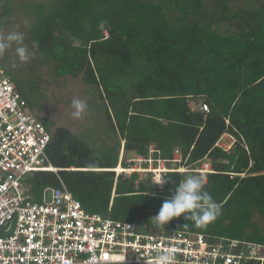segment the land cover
<instances>
[{
	"label": "trees",
	"instance_id": "16d2710c",
	"mask_svg": "<svg viewBox=\"0 0 264 264\" xmlns=\"http://www.w3.org/2000/svg\"><path fill=\"white\" fill-rule=\"evenodd\" d=\"M29 11L25 43L34 57L23 66L5 52L0 64L50 133L47 164L57 171L22 180L32 202L41 204L61 180L85 212L149 224L170 190L207 159L213 173L204 187L220 206L216 221L198 229L181 216L153 227L264 245V0H54ZM10 13L3 10L0 25ZM43 66L96 92L113 145L97 150L39 116ZM194 98L207 112L190 108ZM224 135L234 139L228 151L216 146ZM121 149L167 166L178 151L175 166L186 171L166 172L163 187L116 174Z\"/></svg>",
	"mask_w": 264,
	"mask_h": 264
},
{
	"label": "built area",
	"instance_id": "2783aa9c",
	"mask_svg": "<svg viewBox=\"0 0 264 264\" xmlns=\"http://www.w3.org/2000/svg\"><path fill=\"white\" fill-rule=\"evenodd\" d=\"M197 109L207 112V105ZM220 140L216 146L228 151L231 146ZM49 142L50 133L0 64V264H154L163 251L174 255L175 264H264L262 244L229 238L211 241L202 234L156 229L154 221L124 222L87 213L61 180L58 188L43 192L41 204L32 202L22 180L39 171L56 173L47 164ZM147 161L151 159L138 157L140 163ZM180 161L176 151L171 162ZM163 163L159 169H147L159 187L156 183L166 172L186 171ZM191 171L204 182L213 173L207 159Z\"/></svg>",
	"mask_w": 264,
	"mask_h": 264
},
{
	"label": "rangeland",
	"instance_id": "374dc122",
	"mask_svg": "<svg viewBox=\"0 0 264 264\" xmlns=\"http://www.w3.org/2000/svg\"><path fill=\"white\" fill-rule=\"evenodd\" d=\"M54 0H0V15L4 9H11L10 15L3 20L0 25V33L7 34L11 31H20L25 35L33 23V16L29 11V7L34 3H44L51 6ZM212 0H207L211 2ZM215 1V0H213ZM6 52L10 56L15 55V45L9 48ZM34 57V54L31 58ZM30 58V60H31ZM28 63V62H27ZM27 63L22 64L26 66ZM41 78V88L44 93V99L41 101L43 107L39 113L40 117L47 118V120L55 127L63 126L70 129L74 134L79 136L84 141L90 143L95 149L100 150L104 145H113V139L109 140L106 136L107 123L103 117V113L99 110L100 102L97 99L96 92L91 93L90 87L79 78H72L66 76L64 78H57L52 71L47 67H41L39 70ZM74 98H79L87 104V110L80 119L72 117L71 101ZM202 103V99L194 98L189 100L190 108L195 109ZM221 145L232 146L234 139L229 135H224L219 142ZM231 148V147H230ZM229 148V149H230ZM121 161H125L130 166L124 169L121 166ZM162 161L138 162V157L133 153H124L121 149L119 152V162L116 166L115 173L122 169V173L130 175L137 174L138 180H143L148 177H153L152 172L147 169H159L162 167ZM164 166L166 165L163 163ZM138 168L133 172V168ZM168 168L176 167L173 163ZM150 171V170H149ZM121 173V171H120ZM163 176V175H162ZM50 199V192H46V200Z\"/></svg>",
	"mask_w": 264,
	"mask_h": 264
},
{
	"label": "clouds",
	"instance_id": "9594fccd",
	"mask_svg": "<svg viewBox=\"0 0 264 264\" xmlns=\"http://www.w3.org/2000/svg\"><path fill=\"white\" fill-rule=\"evenodd\" d=\"M25 34L20 31H11L6 35L0 33V57L15 45V55L21 64L27 63L33 53L25 43ZM37 45L34 43L33 47ZM13 67H16L13 64ZM72 117L80 119L87 110L85 101L74 98L71 101ZM168 181L160 178L156 183L163 187ZM149 195L148 191L143 193V197ZM151 196L157 198V193L152 192ZM221 213L220 206L214 201L204 187V180L196 174H187L177 186L170 190V195L163 198L157 214L151 218L156 225L163 227L173 219L183 216L186 221L198 229H204L216 221ZM154 264H175V257L170 251L160 252L154 259Z\"/></svg>",
	"mask_w": 264,
	"mask_h": 264
},
{
	"label": "bare ground",
	"instance_id": "6f19581e",
	"mask_svg": "<svg viewBox=\"0 0 264 264\" xmlns=\"http://www.w3.org/2000/svg\"><path fill=\"white\" fill-rule=\"evenodd\" d=\"M119 169H120V171H122V169H121V168H119ZM116 170H118V169H116ZM120 171H119V172H120Z\"/></svg>",
	"mask_w": 264,
	"mask_h": 264
}]
</instances>
